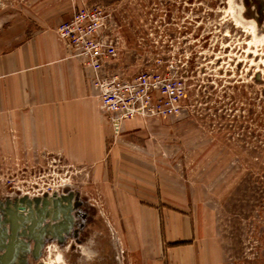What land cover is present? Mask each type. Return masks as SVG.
<instances>
[{
    "label": "rangeland",
    "instance_id": "374dc122",
    "mask_svg": "<svg viewBox=\"0 0 264 264\" xmlns=\"http://www.w3.org/2000/svg\"><path fill=\"white\" fill-rule=\"evenodd\" d=\"M95 6L109 14L120 78L152 73L154 98L168 97L116 129L91 84L87 97L24 109L0 91V264H84L93 234L92 264H131L117 195L132 183L137 198L182 200L164 207L192 216L199 264H264V0H0V70L5 51L37 34L66 50L59 24Z\"/></svg>",
    "mask_w": 264,
    "mask_h": 264
},
{
    "label": "crops",
    "instance_id": "0c3cea01",
    "mask_svg": "<svg viewBox=\"0 0 264 264\" xmlns=\"http://www.w3.org/2000/svg\"><path fill=\"white\" fill-rule=\"evenodd\" d=\"M9 50L2 54L5 69L0 70V78H10L11 84L5 83V88L0 85V91H6L4 99L9 97L10 105L23 109L26 105L52 106L61 99L62 93L68 98L90 95L91 86L85 77L91 73L90 69L85 68L68 49L65 50L54 35L37 34L23 39L19 46ZM8 91L11 96L7 95ZM27 92L31 100L26 98ZM89 103L92 107V101ZM4 105L7 107L8 103ZM25 112L22 110V113ZM100 119V123L104 121L108 125L107 117ZM131 123L126 121L125 127H130ZM103 140L108 143L105 147L108 152L101 161L104 162L105 180L111 186L115 185V179L120 181L118 159L114 158H119L120 150L112 142L111 133L103 136ZM98 170L101 169L96 166L95 171ZM127 186L130 188L127 197L118 192L117 202L120 203V234L127 244L131 264H199L192 216L182 210L164 207V204L174 205L182 200L172 195H158L157 189H153L156 192L154 200H144L137 198V184ZM153 186H157L156 176ZM178 242L188 243L174 244Z\"/></svg>",
    "mask_w": 264,
    "mask_h": 264
},
{
    "label": "built area",
    "instance_id": "2783aa9c",
    "mask_svg": "<svg viewBox=\"0 0 264 264\" xmlns=\"http://www.w3.org/2000/svg\"><path fill=\"white\" fill-rule=\"evenodd\" d=\"M108 17L100 6L79 8L59 24L57 32L72 56L90 69V84L97 89L102 107L118 129L120 119L133 118L156 105H163L165 100L161 98L168 94L162 88L161 97L154 98L153 90L161 86L154 84L157 79L152 73L142 72L131 79L120 78L119 65H114L120 56V48ZM161 85L166 88L165 84ZM168 104L170 106L166 108L172 110L173 102L166 100Z\"/></svg>",
    "mask_w": 264,
    "mask_h": 264
},
{
    "label": "clouds",
    "instance_id": "9594fccd",
    "mask_svg": "<svg viewBox=\"0 0 264 264\" xmlns=\"http://www.w3.org/2000/svg\"><path fill=\"white\" fill-rule=\"evenodd\" d=\"M81 256L84 264H92L99 256V251L96 246V234L89 237L88 241L80 248Z\"/></svg>",
    "mask_w": 264,
    "mask_h": 264
}]
</instances>
